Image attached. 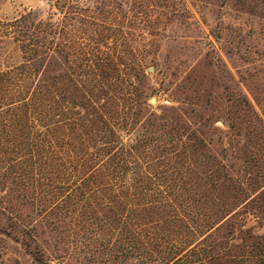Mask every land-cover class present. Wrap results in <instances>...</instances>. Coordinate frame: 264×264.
Wrapping results in <instances>:
<instances>
[{
    "label": "trees",
    "instance_id": "1",
    "mask_svg": "<svg viewBox=\"0 0 264 264\" xmlns=\"http://www.w3.org/2000/svg\"><path fill=\"white\" fill-rule=\"evenodd\" d=\"M10 1L0 195L34 215V252L65 264H264V126L250 101L229 100L232 129L249 126L237 170L213 148L211 89L196 88L198 108L150 103L195 72L180 60L197 24L186 0H48L8 18Z\"/></svg>",
    "mask_w": 264,
    "mask_h": 264
},
{
    "label": "rangeland",
    "instance_id": "2",
    "mask_svg": "<svg viewBox=\"0 0 264 264\" xmlns=\"http://www.w3.org/2000/svg\"><path fill=\"white\" fill-rule=\"evenodd\" d=\"M47 1L11 0L4 7L3 15L11 18L26 9L41 8ZM251 1L198 0L193 4L186 0L193 17L191 21L197 24L190 32L192 37L185 44L180 60L182 68L195 66V72L188 82L170 81L168 92L159 98L153 97L155 103L150 99L154 107L198 108L193 105L199 103L195 97L196 88L211 89L212 101L207 109L212 128L217 129L212 136L216 142L213 148L217 153L225 148L226 159L236 170L248 166L236 159L234 153L243 143H248L249 126L245 123L240 129H232L234 121L229 103L232 93L247 97L264 126V6ZM148 72L159 87V69L151 66ZM261 139V163L258 166H262L264 172V130ZM11 205L16 206L19 215L12 217L4 212L3 209ZM30 222L36 227L34 215L25 206L12 201L5 193L0 195V264H65L34 252L41 242L33 232L29 234Z\"/></svg>",
    "mask_w": 264,
    "mask_h": 264
},
{
    "label": "water",
    "instance_id": "3",
    "mask_svg": "<svg viewBox=\"0 0 264 264\" xmlns=\"http://www.w3.org/2000/svg\"><path fill=\"white\" fill-rule=\"evenodd\" d=\"M150 70H152V69L150 68ZM151 102H152V103H155L156 100H155L154 98H152V99H151Z\"/></svg>",
    "mask_w": 264,
    "mask_h": 264
}]
</instances>
